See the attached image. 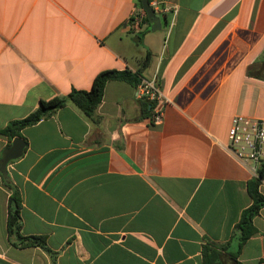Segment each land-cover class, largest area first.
<instances>
[{
  "label": "crops",
  "instance_id": "0c3cea01",
  "mask_svg": "<svg viewBox=\"0 0 264 264\" xmlns=\"http://www.w3.org/2000/svg\"><path fill=\"white\" fill-rule=\"evenodd\" d=\"M148 2L156 29L140 0H0V128L104 68L139 69L164 98L150 123L135 85L110 78L92 115L65 102L19 129L0 264H264V205L238 246L252 174L223 147L232 114L264 116V0ZM13 187L19 233L46 248L9 232Z\"/></svg>",
  "mask_w": 264,
  "mask_h": 264
},
{
  "label": "trees",
  "instance_id": "16d2710c",
  "mask_svg": "<svg viewBox=\"0 0 264 264\" xmlns=\"http://www.w3.org/2000/svg\"><path fill=\"white\" fill-rule=\"evenodd\" d=\"M149 1V0H148ZM133 16H130L131 20ZM165 20V17L163 16ZM140 21H144L146 25H149L144 14L141 15ZM148 52L143 57V65L148 61ZM248 71V70H247ZM110 78L123 79L131 84L137 85L142 78L139 76V69L130 70L129 68H104L97 71L90 83L88 89L82 88H70V90L64 95H53L47 99H40L37 106L27 113L25 116L9 121L5 126L0 128V131L9 135H18L19 129L27 124H31L41 117L50 114L57 107L63 105L65 102H69L80 109L84 114L92 115L95 107L101 99L102 89L104 82ZM140 105V114L142 116L150 113L153 105L152 100H147L143 97H137ZM264 176V166L258 168L255 175H251L246 181V189L251 201L250 203L241 209L239 217L234 224V229L238 232V246L246 239L253 231L254 226L252 224V217L257 213L259 207L264 205V195L259 191L258 184L260 179ZM7 185L11 184L7 181ZM12 187V186H11ZM19 197L15 188H12L9 196V207L7 213V226L9 232L20 244L39 245L46 248L44 243V237L38 234L22 235L19 233ZM217 264V263H214ZM236 264H243L236 262Z\"/></svg>",
  "mask_w": 264,
  "mask_h": 264
},
{
  "label": "built area",
  "instance_id": "2783aa9c",
  "mask_svg": "<svg viewBox=\"0 0 264 264\" xmlns=\"http://www.w3.org/2000/svg\"><path fill=\"white\" fill-rule=\"evenodd\" d=\"M137 21L138 16L133 15L135 25ZM135 95L153 101L148 120L150 123L158 122L164 98L155 80L142 77L135 85ZM223 147L239 164L247 166L251 174L255 175L258 168L264 166V116L232 114ZM261 180L264 181V176Z\"/></svg>",
  "mask_w": 264,
  "mask_h": 264
},
{
  "label": "water",
  "instance_id": "95a60500",
  "mask_svg": "<svg viewBox=\"0 0 264 264\" xmlns=\"http://www.w3.org/2000/svg\"><path fill=\"white\" fill-rule=\"evenodd\" d=\"M141 7L147 20L150 22V29H156L160 26V17L149 4L148 0H140ZM138 35L133 38H137ZM23 146V140L15 135L11 138L10 144L5 146L0 152V174L4 180H8V175L6 172L5 164L6 162L18 156L21 153Z\"/></svg>",
  "mask_w": 264,
  "mask_h": 264
},
{
  "label": "rangeland",
  "instance_id": "374dc122",
  "mask_svg": "<svg viewBox=\"0 0 264 264\" xmlns=\"http://www.w3.org/2000/svg\"><path fill=\"white\" fill-rule=\"evenodd\" d=\"M136 36V35H135Z\"/></svg>",
  "mask_w": 264,
  "mask_h": 264
}]
</instances>
